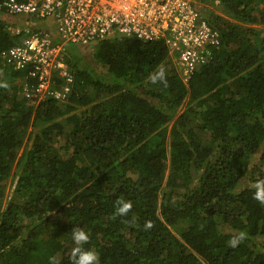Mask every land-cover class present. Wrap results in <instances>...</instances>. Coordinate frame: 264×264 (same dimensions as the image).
Listing matches in <instances>:
<instances>
[{
    "label": "trees",
    "instance_id": "16d2710c",
    "mask_svg": "<svg viewBox=\"0 0 264 264\" xmlns=\"http://www.w3.org/2000/svg\"><path fill=\"white\" fill-rule=\"evenodd\" d=\"M220 2L234 21L209 12L220 45L187 83L161 41L110 35L66 46L70 93L35 102L0 56V264H72L73 228L100 264H264V0Z\"/></svg>",
    "mask_w": 264,
    "mask_h": 264
},
{
    "label": "built area",
    "instance_id": "2783aa9c",
    "mask_svg": "<svg viewBox=\"0 0 264 264\" xmlns=\"http://www.w3.org/2000/svg\"><path fill=\"white\" fill-rule=\"evenodd\" d=\"M0 12L22 20L6 24L23 37L0 56L25 71L20 92L35 102L65 99L71 91L65 41L83 46L110 35L161 41L185 83L220 45L196 0H0ZM34 20H49L58 35L35 27Z\"/></svg>",
    "mask_w": 264,
    "mask_h": 264
},
{
    "label": "clouds",
    "instance_id": "9594fccd",
    "mask_svg": "<svg viewBox=\"0 0 264 264\" xmlns=\"http://www.w3.org/2000/svg\"><path fill=\"white\" fill-rule=\"evenodd\" d=\"M150 81L153 84L161 83L167 86V78L164 68H159L154 74L151 75ZM6 83L0 84V87H7ZM255 192L253 198L259 203L264 205V180H258L253 185ZM133 205L131 201L124 199H118L116 201V215L126 216L132 209ZM154 225L151 221H146L144 224L145 230L153 228ZM246 234L240 232L234 234L229 241L231 247L238 246L245 239ZM71 239L74 247L71 249L70 259L72 264H100L99 254L89 248H85V245L89 243L90 235L82 228H73L71 231ZM49 264H60V260L56 256L49 257Z\"/></svg>",
    "mask_w": 264,
    "mask_h": 264
},
{
    "label": "rangeland",
    "instance_id": "374dc122",
    "mask_svg": "<svg viewBox=\"0 0 264 264\" xmlns=\"http://www.w3.org/2000/svg\"><path fill=\"white\" fill-rule=\"evenodd\" d=\"M197 4L199 6L200 9V14L202 16H204L207 19V16H209V12L212 13V15H218L219 17L226 19V20H232L233 19V15L232 12H230L228 9H226L223 5H221L220 0H196ZM0 16H3V13H0ZM34 24L37 25L38 27H43L45 28L47 31H49L50 33L54 34V35H58L57 31L54 27V25L49 22V20H34ZM65 46H71L74 47L73 44L65 41L63 43ZM91 55L88 56V60H91L90 58ZM173 66L175 67V63L173 61H171ZM181 79V78H180ZM182 82H186L183 81L181 79ZM21 93V92H20ZM22 95V94H21ZM171 124V122L168 124V126ZM21 152V148L18 150V154H20ZM9 184H7L6 189H8Z\"/></svg>",
    "mask_w": 264,
    "mask_h": 264
},
{
    "label": "crops",
    "instance_id": "0c3cea01",
    "mask_svg": "<svg viewBox=\"0 0 264 264\" xmlns=\"http://www.w3.org/2000/svg\"><path fill=\"white\" fill-rule=\"evenodd\" d=\"M3 16H5V17H8V18H10L11 19V21H22L19 17H11V16H8V15H5V14H3ZM35 27H37V25H35Z\"/></svg>",
    "mask_w": 264,
    "mask_h": 264
}]
</instances>
